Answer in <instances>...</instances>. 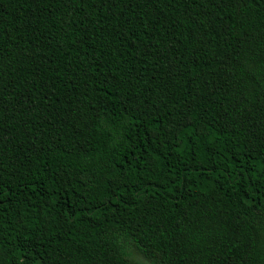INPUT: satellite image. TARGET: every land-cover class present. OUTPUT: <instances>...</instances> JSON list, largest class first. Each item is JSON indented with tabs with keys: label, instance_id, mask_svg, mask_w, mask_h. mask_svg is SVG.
I'll return each mask as SVG.
<instances>
[{
	"label": "trees",
	"instance_id": "obj_1",
	"mask_svg": "<svg viewBox=\"0 0 264 264\" xmlns=\"http://www.w3.org/2000/svg\"><path fill=\"white\" fill-rule=\"evenodd\" d=\"M0 264H264V0H0Z\"/></svg>",
	"mask_w": 264,
	"mask_h": 264
}]
</instances>
